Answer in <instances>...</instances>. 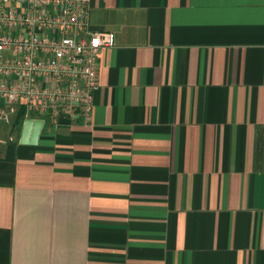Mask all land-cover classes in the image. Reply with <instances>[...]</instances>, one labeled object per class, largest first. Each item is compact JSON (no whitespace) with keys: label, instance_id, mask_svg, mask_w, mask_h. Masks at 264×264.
Wrapping results in <instances>:
<instances>
[{"label":"crops","instance_id":"obj_1","mask_svg":"<svg viewBox=\"0 0 264 264\" xmlns=\"http://www.w3.org/2000/svg\"><path fill=\"white\" fill-rule=\"evenodd\" d=\"M92 121L0 123V264H264V0H87Z\"/></svg>","mask_w":264,"mask_h":264},{"label":"built area","instance_id":"obj_2","mask_svg":"<svg viewBox=\"0 0 264 264\" xmlns=\"http://www.w3.org/2000/svg\"><path fill=\"white\" fill-rule=\"evenodd\" d=\"M113 31H94L87 0H0V123L19 106L44 126L89 124L100 54Z\"/></svg>","mask_w":264,"mask_h":264},{"label":"water","instance_id":"obj_3","mask_svg":"<svg viewBox=\"0 0 264 264\" xmlns=\"http://www.w3.org/2000/svg\"><path fill=\"white\" fill-rule=\"evenodd\" d=\"M43 128L44 121L42 119H27L24 124L21 143L36 144Z\"/></svg>","mask_w":264,"mask_h":264},{"label":"trees","instance_id":"obj_4","mask_svg":"<svg viewBox=\"0 0 264 264\" xmlns=\"http://www.w3.org/2000/svg\"><path fill=\"white\" fill-rule=\"evenodd\" d=\"M22 109H23V110H22V113H20V116H21L22 118H24L25 108L23 107Z\"/></svg>","mask_w":264,"mask_h":264}]
</instances>
